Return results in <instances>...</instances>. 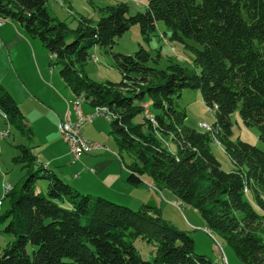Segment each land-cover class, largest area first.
Masks as SVG:
<instances>
[{
    "label": "trees",
    "instance_id": "1",
    "mask_svg": "<svg viewBox=\"0 0 264 264\" xmlns=\"http://www.w3.org/2000/svg\"><path fill=\"white\" fill-rule=\"evenodd\" d=\"M48 3L0 0V17L39 37L74 95L108 115L118 149L135 159L127 164L126 181L138 186L149 175L156 186L196 208L205 226L219 233L241 261L264 264V149L231 137V116L239 108L244 123L258 127L264 141V0H147L145 10L133 15L119 3L102 8L98 20L79 16L76 27L52 16ZM159 21L194 52L193 68L152 66L144 46L133 54L113 50L133 25L150 39ZM97 47L111 56L120 82L97 81L87 73ZM184 89L202 91L215 111L210 129L185 125L187 112L179 105ZM147 98L153 113L144 105ZM0 113L34 135L1 82ZM139 114L143 120L136 122ZM166 138H172L177 151ZM215 140L233 170L223 169L212 149ZM20 148L25 175L19 187L12 185L4 194L10 206L0 214V224L9 220L13 239L0 253V264H222L197 253L190 232L166 220L160 209L144 205L135 210L82 192L40 162L31 147ZM39 180L47 181L46 190L37 189ZM138 239L155 247L152 259L141 255Z\"/></svg>",
    "mask_w": 264,
    "mask_h": 264
},
{
    "label": "rangeland",
    "instance_id": "2",
    "mask_svg": "<svg viewBox=\"0 0 264 264\" xmlns=\"http://www.w3.org/2000/svg\"><path fill=\"white\" fill-rule=\"evenodd\" d=\"M119 3H126L129 6L128 15H133L145 10L147 0H49L48 7L52 16L66 21L71 27H76L79 16H87L98 20L104 15L102 8ZM0 21L9 25L12 20L6 21L0 17ZM17 28L26 32L28 36L26 40L30 39L28 43H30L31 56L28 47H24L25 42L10 44L11 51L12 48L17 47L21 52L19 59L17 56L14 58L16 68L13 66L9 53L10 45L3 43L2 46L0 43V82L8 90L12 89L17 92L19 99L23 101L26 111L33 119V123L29 122V125L33 127L34 135L30 136L28 133H24L7 121L0 113V214L4 213L10 206L9 200L4 199V194L11 191L12 185L19 187L25 175L23 163L19 161L22 153L20 145L31 147L38 156V160L55 170L62 178L66 177L65 174L68 175V179L69 176L73 177L69 174H72L69 162L66 160L61 162L51 161V158L56 155L57 151H60V148H57V145L49 147V144H45L51 136L55 135L54 129L59 126L57 122L60 109L64 114L69 109L65 98L72 99L73 93L60 76L59 67L55 64V57L46 50L40 38L30 35L19 24ZM187 42L199 47L193 40L187 39ZM141 46H144L151 53L150 65L152 66L167 68L173 63L189 68L195 66L194 52L184 42L173 39L172 30L163 21L157 23V30L150 39L144 37L139 25H133L117 38L113 50L118 53L133 54ZM86 71L97 81L120 82L122 80L121 73L113 66L111 56L103 48H94L93 57L88 62ZM53 79H55V82H53ZM23 81H26L30 87L41 94L46 103L39 101L38 104L26 99L24 91L18 89L20 84L26 88ZM51 87L60 94H52L51 89H49ZM74 99L82 98L76 97ZM144 105L152 113L154 112L150 98L144 101ZM179 105L187 112L185 125L197 130L211 128L210 126L215 121V111L206 105L200 89H184L182 97L179 99ZM72 112L75 114L74 111ZM95 114L100 115L97 116L94 122L81 126L82 133L87 136L93 134L100 139L102 144L109 145L111 147L109 148L110 154L116 157L118 161L120 157L117 156L122 155L126 164L132 163L135 159L130 154L120 152L118 149L111 135L108 115L103 111H96ZM143 116V114H139L135 121H142ZM231 118L233 122L231 137L234 141H246L264 149V141L260 138L258 127L247 126L242 119L239 108L236 109ZM166 139L169 148L172 151H177V144L172 138ZM212 149L220 160L223 169L227 171L234 169L233 162L219 141L212 142ZM113 151H115V154H113ZM119 164L121 165V163ZM143 180L144 183L141 185L129 186V189L122 191L123 193L119 192L114 198L108 199L128 205L135 210L144 205L154 206L161 210L162 216L166 220L178 228L190 232L195 241V251L197 253L205 254L212 260L219 261L222 264H248L237 257L234 249L224 241L219 233L209 230L205 226L204 218L196 208L180 201L169 189L156 186L149 175L145 174ZM8 186H11V188ZM46 186V180H39L37 189L46 190ZM249 195H246V199L251 201L257 210H263L256 202L251 200ZM9 227V220L0 224V253L7 243L13 239V234L7 230ZM262 237L264 238V233ZM135 245L145 259H152L155 256V247L152 244L138 239L135 241ZM28 250L30 253L33 251L31 244L28 246Z\"/></svg>",
    "mask_w": 264,
    "mask_h": 264
},
{
    "label": "crops",
    "instance_id": "3",
    "mask_svg": "<svg viewBox=\"0 0 264 264\" xmlns=\"http://www.w3.org/2000/svg\"><path fill=\"white\" fill-rule=\"evenodd\" d=\"M17 26H18V23H16L15 21H11L9 25H7L6 22L0 25V43L3 46V43H5L6 45L8 44L10 45V44H16L18 42H25L24 47H28V52L31 56V50L29 48L30 43H28L30 39L28 38V40H26V37H28L26 32H24V30H19ZM31 45L33 46L32 43ZM9 53L11 56L13 66L17 68L14 58L17 56L19 59L21 52L19 51L17 47L12 48V51H11V45H10ZM22 79L24 78L22 77ZM53 82H55V79H53ZM23 83L26 85L25 86L26 88H24L20 84L19 85L20 88L18 89L20 91H24V93L26 94L25 96L26 99L32 100L38 104H39V101L46 103V101L43 100L44 97H42L41 94L37 93L32 87H30V85L27 84L26 81H23ZM49 89H51L50 92H52V94L53 93H56L57 95L60 94V92H57L52 87ZM9 90L11 94L15 97V99L18 101L20 108L22 109L23 113L26 116V120L28 124H30L33 119L30 117L29 113L26 111L23 101L19 99L17 92H15L12 89H9ZM62 97L65 98L64 95H62ZM74 98H76L74 93H73L72 99L68 100V98H65L67 108L71 109V111H74L71 107V102L72 100H74ZM68 110L64 114L60 109V111L58 112V116H59V120L57 122L58 125L61 122V120L65 118ZM82 110H83V113L86 115L94 114L97 111L95 110V107L88 101H84L82 103ZM73 114L74 113L72 112V119L76 121L77 114L76 112L74 114L75 116ZM97 116H95L92 120L85 121L82 124V126L85 125L86 123L94 122ZM58 128L54 129L55 135L51 136L45 144H49L48 145L49 147H51V145L52 146L57 145V148H60V151H57L55 153L56 155H54L51 158V161L55 160V162H61L62 160H66L67 162H69L70 171L72 172V174L71 173L69 174L72 175L73 177L69 176V179H68V175L65 174L66 177H63L65 181H67L73 187H75L76 189L82 192L90 193L93 195L98 194L100 196L111 198V199L114 198V196L118 195L119 192L123 193L122 191H126L127 189H129L128 188L129 186L135 187L126 181V178L131 172V170L127 167V164L124 162L123 156L122 155L119 156L117 154L118 155L117 157H120V160L118 161L116 157H113L110 154L109 148L111 147L109 145L102 144L100 142V139L93 134H89L88 136L84 134V136L86 137L88 141L98 144L99 147L94 148L93 150H91V152L87 154H83L79 159H76L70 153L68 144L64 140L60 132V129L58 130ZM113 154H115V151H113ZM119 163H121V165ZM228 261L230 262L229 258H228Z\"/></svg>",
    "mask_w": 264,
    "mask_h": 264
},
{
    "label": "built area",
    "instance_id": "4",
    "mask_svg": "<svg viewBox=\"0 0 264 264\" xmlns=\"http://www.w3.org/2000/svg\"><path fill=\"white\" fill-rule=\"evenodd\" d=\"M2 24L4 23L0 21V25ZM71 107L77 114V120L74 121L72 119V111L69 109L65 118L59 123V129L64 140L68 144L70 153L74 158L79 159L83 154H87L94 148L99 147L98 144L92 143L86 139L81 131V126L85 121L92 120L95 116L100 114H84L82 105L77 99L72 100ZM202 126L205 127L204 124H202Z\"/></svg>",
    "mask_w": 264,
    "mask_h": 264
},
{
    "label": "bare ground",
    "instance_id": "5",
    "mask_svg": "<svg viewBox=\"0 0 264 264\" xmlns=\"http://www.w3.org/2000/svg\"><path fill=\"white\" fill-rule=\"evenodd\" d=\"M2 23H3V21H1ZM78 102L82 105V103L84 102V100L83 99H78ZM103 115V114H102ZM105 115V114H104ZM8 187H10L11 188V186H8ZM10 190V189H9ZM8 190V191H9ZM12 190V189H11Z\"/></svg>",
    "mask_w": 264,
    "mask_h": 264
}]
</instances>
